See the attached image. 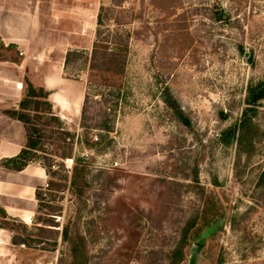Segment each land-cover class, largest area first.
<instances>
[{"label": "rangeland", "instance_id": "1", "mask_svg": "<svg viewBox=\"0 0 264 264\" xmlns=\"http://www.w3.org/2000/svg\"><path fill=\"white\" fill-rule=\"evenodd\" d=\"M16 7L39 31L2 42L20 61H0V101L17 106L18 80L37 85L72 51L63 76L82 84L88 120L54 112L72 143L44 139L22 173L0 166L26 192L0 208L30 243L0 229V264H188L202 237L197 264H264V101L239 128L249 85L264 81V0H0V20L20 30ZM105 110L111 132L97 126ZM27 133L0 120V141L24 147Z\"/></svg>", "mask_w": 264, "mask_h": 264}, {"label": "trees", "instance_id": "2", "mask_svg": "<svg viewBox=\"0 0 264 264\" xmlns=\"http://www.w3.org/2000/svg\"><path fill=\"white\" fill-rule=\"evenodd\" d=\"M98 26H101L102 20L101 15L99 14L97 20ZM99 32L97 31V36L99 37ZM0 51L2 55H0V61H11L14 63H19V58H11L10 60L3 55V53L16 52V47L14 46H5L0 39ZM95 56V50L93 52ZM78 53H73L69 51L66 54L65 66L64 70L68 68V65L71 61L78 58ZM95 62V61H94ZM96 69L102 70L101 65H93ZM164 103L166 106L173 112L176 118L184 124L186 127H191V124L187 117L184 115L183 111L180 109L176 100L172 97L167 89L164 91ZM49 92L46 91L42 86H38L34 84L29 78L25 77L23 79V97L19 104L12 109H7L5 111V115L8 118L16 120L24 125L25 129L28 131L27 133V143L21 149L20 153L13 158H5L0 162V166L4 168L6 171L10 172H21L31 163L37 162L40 160V153H44L43 150V140L47 141L53 139L55 136H58V139L66 144V141L70 140L72 143L74 136L64 131L60 128V119L55 116L52 104L48 100ZM264 101V81H259L255 84L251 83L248 87V96H247V108L245 109L242 121L240 123L239 128H243L245 125L251 123L254 115L256 114L260 104ZM88 98L85 96L84 104L82 108V126H86V122L88 120L87 107ZM112 111H104V118L101 121L100 127L101 130H105L107 132H111L114 128L113 122L110 120V116L112 115ZM48 117V118H46ZM45 120V121H43ZM38 122V124H37ZM40 122H43L42 125L51 126L54 125L56 131H50L47 137L44 135V129H42L39 125ZM90 126V125H89ZM96 126V127H97ZM95 127V126H94ZM91 128V127H90ZM54 130V129H53ZM60 130V131H59ZM236 129L229 131L231 134ZM63 157H68L67 152L64 153ZM81 161V160H80ZM78 161L77 163H79ZM52 160L47 158L44 162V167H46L49 175H52L50 168L52 167ZM55 174V172H53ZM195 180L197 181V176L195 174ZM76 181V175L73 177V182ZM35 197L38 200H42V189L36 188ZM0 229L9 230L16 234L17 237L14 238V245H25L26 243L30 245L29 239L25 237L24 231L18 220L14 217L8 216L6 211L3 208H0ZM188 229H186L185 235H188ZM200 234L195 236V240L199 238Z\"/></svg>", "mask_w": 264, "mask_h": 264}, {"label": "crops", "instance_id": "3", "mask_svg": "<svg viewBox=\"0 0 264 264\" xmlns=\"http://www.w3.org/2000/svg\"><path fill=\"white\" fill-rule=\"evenodd\" d=\"M12 9L13 14H11L16 18V22L21 25V29L18 30L17 27H15V23L12 22L13 20L7 22H5L6 20H0V37L2 42L19 46V44H23L22 42H26L27 40H29V36L31 34L34 35L36 33L38 24H34L33 16L25 17L21 10L20 12H18L20 8L16 7ZM14 11H16V13H14ZM26 21L30 22V25L25 24ZM38 31L39 30H37V32ZM25 35H29L28 38L27 36L25 38ZM65 57L66 54L64 56L63 65L61 66V68L46 71L44 77H42V81L37 83V85L42 86L46 91L49 92L48 100L52 104L56 116H60L65 120L75 122L80 119V116L82 114V108L85 99L84 89L81 86V83L69 80L68 78H64L63 74L66 59ZM13 75H16V73H13ZM17 84L18 86H22L20 87L22 89H20V94L23 97V83L21 84L18 80ZM15 103L17 102L14 101L12 105ZM8 106H10L9 101H0L1 122L5 120L12 121L14 124L20 123L16 120L8 118V116L5 115V111L8 109ZM24 142L25 140H23V143H21L20 146L16 147L15 145L8 143V141H0V161L5 158H13L17 156L23 148ZM20 173H22V171ZM32 189L30 190L31 193H28L29 196L33 194ZM10 190L13 192V196L15 198H22V196L26 193L23 186H19L14 183L9 184L8 181L0 179V196H8V192ZM20 213H24V211H21ZM16 216L20 217L21 215Z\"/></svg>", "mask_w": 264, "mask_h": 264}, {"label": "water", "instance_id": "4", "mask_svg": "<svg viewBox=\"0 0 264 264\" xmlns=\"http://www.w3.org/2000/svg\"><path fill=\"white\" fill-rule=\"evenodd\" d=\"M206 238L202 237L198 240L197 242V249L194 251V253L191 256V259L188 264H197V259H198V253L201 250V246H203Z\"/></svg>", "mask_w": 264, "mask_h": 264}, {"label": "built area", "instance_id": "5", "mask_svg": "<svg viewBox=\"0 0 264 264\" xmlns=\"http://www.w3.org/2000/svg\"><path fill=\"white\" fill-rule=\"evenodd\" d=\"M98 140V136H94V141H97Z\"/></svg>", "mask_w": 264, "mask_h": 264}, {"label": "bare ground", "instance_id": "6", "mask_svg": "<svg viewBox=\"0 0 264 264\" xmlns=\"http://www.w3.org/2000/svg\"><path fill=\"white\" fill-rule=\"evenodd\" d=\"M3 257V256H2Z\"/></svg>", "mask_w": 264, "mask_h": 264}]
</instances>
